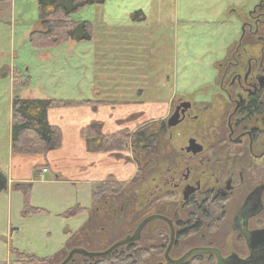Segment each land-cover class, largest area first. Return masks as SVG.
<instances>
[{
	"label": "rangeland",
	"instance_id": "obj_1",
	"mask_svg": "<svg viewBox=\"0 0 264 264\" xmlns=\"http://www.w3.org/2000/svg\"><path fill=\"white\" fill-rule=\"evenodd\" d=\"M257 3L258 0H104L69 15L74 22L91 24L90 41H67L42 49L30 42V33L39 29L37 0L0 2V170L6 177L11 166L19 171L17 157H54L51 151L48 155L11 153L14 97L101 99L96 111L84 104L55 108L62 112L59 118L63 150L53 160L63 179L46 183L35 178V170L30 169L28 204L38 212L23 216L24 198L11 189L12 183L6 192L0 193V264H21L15 260L16 252L38 258H54L73 248L101 252L135 231L147 215L146 209L153 208L149 204L154 200L144 204L147 193L158 184L162 174L169 175L168 168L177 170L172 149L186 144L188 136L193 135V126L183 124L170 132L166 130L155 145L153 139L149 141L146 152L156 151L150 153L153 163L148 160V167L140 161L142 175L135 173L132 161H124L130 157L129 150L110 156L89 152L81 145L67 148L66 142L74 138L67 131H73L76 121L83 125L100 121L103 135L134 129L151 120L165 121L173 97L185 92L192 94V100H208L214 90L210 86L218 62L241 34L243 22L251 21L249 13ZM70 108L80 110L66 112ZM200 117V126L212 124L207 112ZM107 174L121 182H125L124 177L138 178L117 196H104L91 215L83 212L67 217L66 212L76 205L90 207L91 178L101 176L105 180ZM46 176L53 178V172ZM160 191L164 193L166 189ZM128 196L132 204L118 211L121 204L128 202ZM161 233L167 236V228L153 224L140 231V239L135 243L146 249L141 264L164 263L162 251H150L151 246L161 244ZM205 234L206 241L215 243L221 228ZM234 236L229 230L227 237H221L223 254L235 249ZM194 243L193 236L185 237L178 248L173 247L171 257Z\"/></svg>",
	"mask_w": 264,
	"mask_h": 264
},
{
	"label": "flooded vegetation",
	"instance_id": "obj_2",
	"mask_svg": "<svg viewBox=\"0 0 264 264\" xmlns=\"http://www.w3.org/2000/svg\"><path fill=\"white\" fill-rule=\"evenodd\" d=\"M248 18L251 21L243 22L241 34L215 68L208 100L178 94L171 100L166 120H157L163 122L162 132L183 124L193 126L186 144L172 149L177 170L168 168L169 175L162 174L147 193L144 204L154 200L149 204L153 208L146 209L147 215L136 226L144 222L142 227L167 228V236L160 234L161 244L150 247L162 251L160 264L245 260L257 247L252 235L264 231V0H258ZM205 112L212 121L207 127L200 126ZM174 115L177 124L169 126ZM200 209L207 214L201 215ZM215 228H221L223 237L229 230L234 232L236 244L230 254L222 252L221 235L215 243L203 238ZM187 236H193L195 243L171 257L173 247L178 248Z\"/></svg>",
	"mask_w": 264,
	"mask_h": 264
},
{
	"label": "trees",
	"instance_id": "obj_3",
	"mask_svg": "<svg viewBox=\"0 0 264 264\" xmlns=\"http://www.w3.org/2000/svg\"><path fill=\"white\" fill-rule=\"evenodd\" d=\"M2 1L7 0H0V2ZM103 2L104 0H37L39 29H35L30 33L31 44L36 48L45 49L67 41H90L92 38L90 31L91 24L86 21L74 22L69 19V15L84 6ZM22 83L18 82L17 84L21 85ZM76 104L90 105L92 110L96 111L97 107L101 105V101L14 97L11 101L10 120V145L12 153L46 155L48 152L60 148L62 143L61 130L59 127L49 123L47 119L48 111ZM162 124V121L151 120L132 130L120 129L111 134L103 135L101 133V122L91 121L82 130L81 135L84 139L86 150L92 153H105L110 156H117L115 154L129 150L130 157H132L123 158L124 161L126 163L132 161L136 166L135 173L142 175V169L138 167L140 161L144 162V166L148 167L149 162H152L151 160L148 162L150 153L156 151L154 149L150 150L148 154L146 152L148 146L145 143L150 148L149 141H152V139L154 143L152 145H155L157 140L161 141L160 138L163 133ZM152 127L155 128L152 129ZM163 143H165L164 140ZM141 153L143 154L141 155ZM34 177L38 178L39 174L35 172ZM137 178L135 176L131 180L129 179L130 181L121 182L116 181L111 175H108L105 180L95 182L90 192V207L84 208L76 205L66 212L67 217H74L83 212L87 213L88 216L91 215V211L97 208V204L104 196H117ZM8 185L7 177L0 170V193L6 192ZM11 186L13 191L23 195V216L39 211V209L33 208L28 204L32 186L31 181L14 182ZM127 201L119 206L118 211L120 209L124 210L129 204H132L131 197L128 196ZM200 210L201 215L207 214V211H204V209ZM80 228L78 230L82 229ZM68 252L62 251L54 258H38L34 255L16 252L15 260L21 264H59L65 259ZM145 253L146 249L144 247H138L133 242L119 246L104 256L88 257L74 254L67 264H141Z\"/></svg>",
	"mask_w": 264,
	"mask_h": 264
},
{
	"label": "crops",
	"instance_id": "obj_4",
	"mask_svg": "<svg viewBox=\"0 0 264 264\" xmlns=\"http://www.w3.org/2000/svg\"><path fill=\"white\" fill-rule=\"evenodd\" d=\"M100 100L101 99L99 98L97 101H100ZM74 101H76V100H74ZM137 103H140V102H137ZM76 109L77 110H80L78 108H70L66 112H74ZM98 109H99V107H98ZM143 112L146 114L145 111H143ZM61 113L62 112H58L55 109H51V110L48 111V114H47V119H48L49 123L51 125H54V126L59 127V129H61L60 126H61V123H62L61 120H60V118H59V115ZM127 114H130V113L127 112ZM73 123H74L73 124L74 129L71 132L67 131V135L68 136H71V138L74 135V138L72 139L71 142H66V144H68V147L67 148H69V146H71L73 144L74 146H76V148H79L80 145L81 146H84V150H85V142H84V139H83V137L81 135L82 134L81 132L87 126V124L83 125V122H82V124H79L78 121L73 122ZM129 130H132V129H129ZM62 135H63V133H62V130H61V136ZM60 148L61 149H59V150L58 149L53 150L54 152L51 151L52 153L49 152L48 154H50V153L51 154H54L53 155L54 157L55 156H58V155L61 154V152L63 150L62 145H61ZM54 157L53 158H49V159H46L45 157L43 159H42V157H17L16 158V165H17V169L19 171L14 170V168L12 166L8 168V177H7L8 183L26 182V181L32 180L31 170H30L31 168L33 170H35V172H37L39 174V180L40 181L41 180H45V181H47L46 183L53 184L56 181L62 180L63 178H60L61 176H60L59 172H56L57 171L56 169H58V168L54 166L55 165L54 164V160H53ZM9 158L11 159L12 157H9ZM11 161H12V159H11ZM39 163H42V164H39ZM47 166L51 167L52 170H49V167H47ZM43 169H45L46 171L43 172ZM49 171H52L53 172V178H49L48 176H46L49 173ZM82 177H84L86 179V176L85 175H83ZM95 177H92L91 178V180L93 181V184L95 182H99V181L104 180L103 178H101V176H98L97 179L94 180ZM128 179L129 178H125L124 177L123 180L126 181Z\"/></svg>",
	"mask_w": 264,
	"mask_h": 264
},
{
	"label": "water",
	"instance_id": "obj_5",
	"mask_svg": "<svg viewBox=\"0 0 264 264\" xmlns=\"http://www.w3.org/2000/svg\"><path fill=\"white\" fill-rule=\"evenodd\" d=\"M176 124H177V116L176 115L171 116V118L169 119V126H174ZM143 224H144V222H142L139 225V227L136 228V230L134 231V233L131 236H128L125 239L114 243L105 251L88 252V251H85L83 249L73 248L68 252L65 259L62 262H60L59 264H67L68 261L72 258V256L74 254H80V255H84V256H88V257L107 255L109 252H111L115 248L122 246V245H125L129 242H133V241L137 240L139 232L143 228L142 227ZM171 236H172V232H171ZM251 238L254 240V243H255V241H257V243H256L257 247L254 250V252H253L254 255H252V257L245 259V260L239 259L238 261L234 260V259H228V260H225L224 264H264V231L256 232L255 234L252 235Z\"/></svg>",
	"mask_w": 264,
	"mask_h": 264
},
{
	"label": "built area",
	"instance_id": "obj_6",
	"mask_svg": "<svg viewBox=\"0 0 264 264\" xmlns=\"http://www.w3.org/2000/svg\"><path fill=\"white\" fill-rule=\"evenodd\" d=\"M43 171H45V170H43Z\"/></svg>",
	"mask_w": 264,
	"mask_h": 264
}]
</instances>
